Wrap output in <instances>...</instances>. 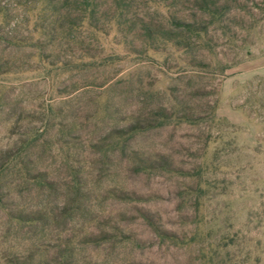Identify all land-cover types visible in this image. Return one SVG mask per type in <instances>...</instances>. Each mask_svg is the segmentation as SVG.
Returning <instances> with one entry per match:
<instances>
[{
    "label": "rangeland",
    "instance_id": "obj_1",
    "mask_svg": "<svg viewBox=\"0 0 264 264\" xmlns=\"http://www.w3.org/2000/svg\"><path fill=\"white\" fill-rule=\"evenodd\" d=\"M39 2L0 0V156L15 159L3 172L0 196L27 211L65 204L72 210L54 230L18 229L0 210V264H48L57 245L73 247L70 264H264V76L247 74L264 67V0L230 2L204 47L188 56L170 46L147 49L137 30L172 15L199 17L191 0H131L135 33L124 37L110 25L96 38L75 33L67 45L34 28L37 12L29 9ZM88 57L91 68L74 69ZM187 57L209 67H188ZM195 89L206 96L189 103L206 115L205 103L213 105L214 119L172 123L127 143L128 153H162L187 175L140 172L125 155L97 147L139 108L174 106ZM25 166L61 186L78 174L82 193L77 200L62 189L41 197L20 177ZM122 192L141 199L124 200ZM141 209L164 232L194 243L162 241ZM102 230L110 243H85Z\"/></svg>",
    "mask_w": 264,
    "mask_h": 264
},
{
    "label": "trees",
    "instance_id": "obj_2",
    "mask_svg": "<svg viewBox=\"0 0 264 264\" xmlns=\"http://www.w3.org/2000/svg\"><path fill=\"white\" fill-rule=\"evenodd\" d=\"M39 5L35 8H30L29 11L36 10L37 16L35 19L34 28L42 35H52L56 33L59 39L64 41V45L69 44L71 35L75 33L85 32L97 37V34H102L103 31L110 25L116 27L117 31L127 37L128 33L132 35L137 26V15L131 12V0H39ZM191 0L192 9L198 13L199 17L191 20H184L174 15L166 19V23L148 22L141 23V29L137 30L141 33L142 44L147 49L154 50L160 46H170L176 53L187 54V56L194 49H201L204 47L205 37L208 35L209 27L212 24L220 25L222 18L229 10L230 2L235 0ZM167 7V5H165ZM172 6V3L169 4ZM129 17H128V16ZM209 18V22L199 20L202 17ZM106 17V20L104 18ZM128 17V18H127ZM48 20V31H45L43 22ZM199 20V21H198ZM41 50V49H40ZM39 50V51H40ZM88 50V48H87ZM42 51H44L42 49ZM157 51V50H155ZM88 57L87 62H77L73 64L75 70H85L83 67L91 68L94 62H90ZM112 59L104 58L102 63H111ZM186 66L191 68L209 67L208 64L197 61L193 57L185 58L183 62ZM227 66H221L220 73H224ZM44 71H47L44 69ZM188 98L177 101L174 106H167L165 104H158L150 109L141 107L139 111L134 114L131 121L126 125L114 128L111 134V141L107 144L97 146L99 149L106 146L107 151H118L125 155L126 159L133 162L134 167L140 172L152 173L154 171L168 174L176 173L177 175H187L184 168H177L173 161L166 155L158 153L155 157L144 158L137 156L135 152H127V143L136 134L152 129H159L164 126L174 124H188L197 125L207 118L214 119L213 105L205 103L208 109V115L203 110L199 112L196 106H192L188 99L203 98L206 92L203 89H195L189 94ZM186 96V97H187ZM204 109V108H203ZM106 152V151H105ZM5 153L0 156V192L5 189V182L3 181L6 169L15 162L14 157L8 156ZM17 164V163H16ZM3 168V169H2ZM182 173V174H181ZM19 175L24 182L30 184L35 188L38 195L46 199L52 198L59 189H62L67 196H72V199L77 200L82 193V183L78 174H73L71 180L61 186L57 181L50 177L44 170L29 171L27 167L19 169ZM64 187V188H63ZM122 199L139 201L141 196L135 193L122 192ZM3 199L0 196V210L7 216V222L14 225L18 229L27 227L29 230L40 228L41 230H54L61 225L66 224V217L71 214V206L65 204L59 211L51 208L42 207L35 210H24L23 208L14 207L8 203H2ZM139 215L142 220L146 221L155 232L161 235L162 241H167L172 247L189 246L194 243V240L185 241L177 236L164 232L154 222L153 216L149 210L141 209ZM87 238V236H86ZM112 240L111 234L108 231L102 230L97 236H88L85 243H110ZM54 256L50 258L48 264H70L73 256V247L63 248L60 245L55 246ZM68 249V250H67ZM27 264L26 262H23ZM15 264H21L16 262ZM135 264H151L146 262H136ZM207 264V262L203 263Z\"/></svg>",
    "mask_w": 264,
    "mask_h": 264
},
{
    "label": "crops",
    "instance_id": "obj_3",
    "mask_svg": "<svg viewBox=\"0 0 264 264\" xmlns=\"http://www.w3.org/2000/svg\"><path fill=\"white\" fill-rule=\"evenodd\" d=\"M253 73H259L260 75L264 76V67L261 66L259 69L248 71L247 74H253Z\"/></svg>",
    "mask_w": 264,
    "mask_h": 264
}]
</instances>
